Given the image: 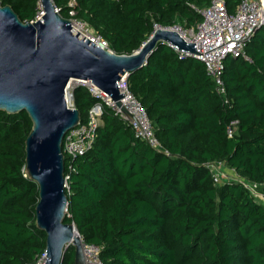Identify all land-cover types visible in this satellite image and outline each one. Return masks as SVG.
<instances>
[{
    "label": "trees",
    "instance_id": "1",
    "mask_svg": "<svg viewBox=\"0 0 264 264\" xmlns=\"http://www.w3.org/2000/svg\"><path fill=\"white\" fill-rule=\"evenodd\" d=\"M23 22L36 19L40 0H1ZM68 18L70 0H53ZM242 0H226L234 14ZM209 0H78V17L118 55H132L155 24L192 30L197 8ZM245 56L225 60V104L203 62L180 59L159 42L147 64L127 79L161 149L103 105L93 149L74 162L66 223L85 245L100 249L103 264H264V202L244 186L215 184L207 164L264 184V28ZM86 122L100 101L85 87L73 92ZM238 121L232 138L228 126ZM26 111H0V264H33L46 250L36 225L39 188L27 176ZM67 167V162L65 164ZM264 192V186H261ZM70 248L62 264H74Z\"/></svg>",
    "mask_w": 264,
    "mask_h": 264
},
{
    "label": "water",
    "instance_id": "2",
    "mask_svg": "<svg viewBox=\"0 0 264 264\" xmlns=\"http://www.w3.org/2000/svg\"><path fill=\"white\" fill-rule=\"evenodd\" d=\"M40 2L43 15L23 22L0 0V111H26L32 121L25 143V171L39 188L36 225L46 234L45 264H62L70 248L75 250L74 264H87L76 225L65 222L69 201L63 142L82 123L80 111L67 103L70 81L92 82L134 121L118 82L141 70L159 42L186 53L195 54L196 48L178 32L159 29L134 54L118 55L75 30L56 12L53 0Z\"/></svg>",
    "mask_w": 264,
    "mask_h": 264
},
{
    "label": "built area",
    "instance_id": "3",
    "mask_svg": "<svg viewBox=\"0 0 264 264\" xmlns=\"http://www.w3.org/2000/svg\"><path fill=\"white\" fill-rule=\"evenodd\" d=\"M78 0H70L68 3V20L71 26L89 39L96 46L113 52L108 43L95 32L85 20L78 17ZM60 15V9L56 8ZM196 11L201 17V21L192 29H184L180 26L162 27L155 24L154 29H166L178 32L188 43L195 44L196 53H186L177 51L180 59L194 58L203 62L206 66L208 75L215 84V90L223 99L225 104L230 100L225 87L223 74L225 70L226 58H237L245 56L244 50L246 44L262 28H264V0H242L234 14H230L227 9L226 0H209V4L203 8H197ZM43 15L41 2L38 6L36 19ZM61 16V15H60ZM126 77L118 82V88L125 97L123 103L129 112L135 117L131 121L124 115L120 108L111 100L110 96L101 91L90 81L71 80L67 87V103L70 109H75L73 92L78 87H85L91 95L100 102L95 104L90 110L86 122L80 123L77 127L71 129L65 136L63 142V153L65 155V190L69 192V181L73 172H75L74 162L90 152L97 139V131L103 124V105L113 109L116 115L127 124H129L137 138L146 141L155 149H161L155 134L153 132L149 118L137 101L130 93ZM128 100V103H126ZM238 121L231 123L227 128V136L232 138L237 131ZM224 163L207 164V168L213 175L215 184H222L220 180ZM231 175V174H230ZM227 181H235L244 186L256 199L264 202V192L261 186L231 175ZM87 264H103L100 259V249L92 245H84ZM46 250L37 256L33 264H45Z\"/></svg>",
    "mask_w": 264,
    "mask_h": 264
},
{
    "label": "rangeland",
    "instance_id": "4",
    "mask_svg": "<svg viewBox=\"0 0 264 264\" xmlns=\"http://www.w3.org/2000/svg\"><path fill=\"white\" fill-rule=\"evenodd\" d=\"M230 174L227 172V171H223L222 174H221V177H220V180L222 181H225L226 179L230 178Z\"/></svg>",
    "mask_w": 264,
    "mask_h": 264
},
{
    "label": "bare ground",
    "instance_id": "5",
    "mask_svg": "<svg viewBox=\"0 0 264 264\" xmlns=\"http://www.w3.org/2000/svg\"><path fill=\"white\" fill-rule=\"evenodd\" d=\"M42 6V5H41ZM126 103H128V100H126ZM85 251V250H84Z\"/></svg>",
    "mask_w": 264,
    "mask_h": 264
}]
</instances>
